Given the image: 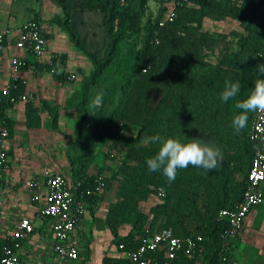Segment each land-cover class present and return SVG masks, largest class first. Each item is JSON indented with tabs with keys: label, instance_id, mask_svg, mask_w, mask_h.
<instances>
[{
	"label": "trees",
	"instance_id": "obj_1",
	"mask_svg": "<svg viewBox=\"0 0 264 264\" xmlns=\"http://www.w3.org/2000/svg\"><path fill=\"white\" fill-rule=\"evenodd\" d=\"M51 1L60 13L46 22L64 30L92 66L78 91L66 98L64 112L75 120L71 145L81 149L70 157L71 179L86 178L83 188L95 176L104 180L102 192L86 198V213L93 219L97 203L105 206L108 247L114 248L115 254L105 253L101 264H128L117 255L118 246L136 248L163 229L178 237L200 235L199 256L204 264H215L230 228L218 213L241 201L255 147L249 138L255 112L249 114L247 126L240 132L232 127V119L240 111L235 108L236 100L251 93L260 78L257 65L264 64V0H158L154 16L147 14L149 0ZM170 9L174 18L166 21ZM76 11L102 15L107 38L102 57L86 50L72 29ZM33 19L41 25L39 15ZM43 34L47 40L53 36L44 29ZM14 42L11 39L5 44ZM23 60L19 70L31 64L27 58ZM66 66L67 55L54 53L36 68L49 72L56 82L69 83ZM116 78L117 103L101 120ZM228 79L239 80L241 91L236 100L223 103L220 93ZM101 89L105 91L104 104L91 120L88 104ZM9 92L12 96L23 94L24 81H10ZM13 104L0 88V130L7 129L9 136L12 125L6 112ZM39 113L27 103V127L40 126ZM51 120H57V112ZM123 126L135 128V133L123 134ZM155 135L215 144L223 159L211 171L192 165L178 169L175 181L169 183L162 170L150 172L146 165V159L160 147L151 142ZM107 142L121 150L122 157L108 174L103 167L88 173L92 150ZM259 146L264 149V142ZM159 189L162 198L156 197ZM9 243L10 236L0 238V248Z\"/></svg>",
	"mask_w": 264,
	"mask_h": 264
},
{
	"label": "crops",
	"instance_id": "obj_2",
	"mask_svg": "<svg viewBox=\"0 0 264 264\" xmlns=\"http://www.w3.org/2000/svg\"><path fill=\"white\" fill-rule=\"evenodd\" d=\"M49 1V4H53L57 9L55 13L58 14L59 9L51 0ZM52 35V38L48 40L47 51L41 56L24 53L10 46L0 57V88L9 86L12 80L21 79L25 83L24 93L29 95L28 101H17L6 112L12 125V132L5 141V148L8 158L10 155L13 156V162L7 160L0 176V207L3 206L2 211H4L9 207V202L13 204L7 218L12 227L9 228L10 230H0V238L11 236L18 221L27 217L34 224V231L22 240L20 256L26 264H101L105 253L115 254L114 248L108 247L110 239L108 230L105 231L107 229L104 228L105 224L104 226L101 224L105 206L97 203L94 219L90 214H85L76 228L72 240L78 248L80 260L71 262L57 259L53 253V236L48 220L39 213L43 199L34 201L30 188V182L39 179L43 172L36 170V167L32 165H28L27 168L23 167V162L19 159H22L24 155H19L15 149L16 146L22 144V139H73L75 137V120L64 112L65 100L71 93L65 91V87L69 85L56 82L49 72L36 68L46 62L54 53H63L50 48L49 42L54 39L53 31ZM14 55L27 58V61L31 63L29 68L25 70L13 68L11 59ZM29 78L32 80L29 81ZM27 103H32L40 112L41 124L37 128L26 126ZM59 107L61 113H57V120L52 123L51 117L55 115V109ZM65 126L69 127V131L64 129ZM88 173L92 174L95 171L88 170ZM6 204L7 206H5ZM102 209L103 213H101ZM97 217H100L101 220ZM85 232L88 233V239H84ZM101 236L108 239V244L105 242V246H103L104 241ZM90 241L93 242L90 243ZM227 242L228 260L226 264H264V201L261 205L250 210L242 228L231 234ZM93 256H97L98 259L92 258Z\"/></svg>",
	"mask_w": 264,
	"mask_h": 264
},
{
	"label": "built area",
	"instance_id": "obj_3",
	"mask_svg": "<svg viewBox=\"0 0 264 264\" xmlns=\"http://www.w3.org/2000/svg\"><path fill=\"white\" fill-rule=\"evenodd\" d=\"M174 11L170 9L164 19L171 21ZM10 29L0 32V57L10 46L24 53L41 56L46 50L48 40L43 34V28L32 19L23 23L17 38L12 45H6L5 41L13 38ZM24 57L14 55L11 59L13 68L25 64ZM71 79V76H69ZM2 95L10 102L28 101L27 93L12 96L9 86H4ZM9 137L7 129L0 130V176L7 162V150L5 141ZM249 138L255 147L247 174L246 187L238 205L234 208H223L218 216L229 223V230L221 244L218 260L215 264L227 263L228 237L242 228L244 220L250 210L259 206L264 201V149L259 143L264 142V112H255L249 130ZM83 179H69L61 172L45 170L39 179L30 182L32 199H43L39 207V213L48 220L49 229L53 236V253L61 261L78 262L79 251L72 240L77 226L86 213L87 197L100 194L104 187L103 176H95L89 185L84 186ZM164 193L158 190L156 197H163ZM34 224L27 217L21 218L15 230L10 236V243L0 248V264H26L20 256L22 240L33 233ZM202 237L186 236L178 237L172 230L163 229L152 234L136 248L125 249L123 244L118 246L117 255L128 261V264H204L199 256V243Z\"/></svg>",
	"mask_w": 264,
	"mask_h": 264
},
{
	"label": "rangeland",
	"instance_id": "obj_4",
	"mask_svg": "<svg viewBox=\"0 0 264 264\" xmlns=\"http://www.w3.org/2000/svg\"><path fill=\"white\" fill-rule=\"evenodd\" d=\"M49 0H0V32L5 29H10L13 34L10 35L11 38H17V32L20 26L27 20L35 18V15H39L40 24L45 32L54 33V39L49 42L50 48L54 50H59L65 53L68 57V63L66 70L71 76V81L68 87H65V91L77 92L83 77L89 75L92 70V66L88 58L80 52L74 43L68 39L67 33L60 29L58 26L51 27L46 21L52 19L54 16L58 15L55 12L57 9L53 4H49ZM149 7L147 8V14L154 16L158 8V0H149ZM14 15H8V14ZM73 21L71 23L72 29L75 34L81 39L84 48L90 52L96 53L99 57H102L107 45V38L104 33V28L102 26V15L95 12H81L76 11L73 14ZM145 19L143 22H145ZM221 26H218V28ZM48 46V43H47ZM47 51H44V53ZM43 53V54H44ZM42 54V55H43ZM47 77L49 75L45 73ZM32 80L31 78L28 79ZM106 85H110L108 80L104 82ZM119 83V78L113 80V84L110 87L111 93L109 98L105 101V105L102 108V118L105 119L109 112L114 109L118 93L116 92V86ZM70 93V94H71ZM60 106V105H59ZM58 110V111H57ZM92 111L91 120H94L97 116L96 111ZM61 113V108H57L55 113ZM69 127L65 126V130L69 131ZM121 132L123 134L132 135L135 133V128L130 126L121 127ZM74 139V138H73ZM22 144L18 147L16 146V152L19 155H24L21 160L22 166L26 167L32 165L36 167L39 171H55L62 172L71 179V169H70V157H74L81 152L80 146H72V139H22ZM93 159L89 163V171H97L100 167L105 168V174H108L110 169H114L116 163L122 157L123 152L121 150L114 149L109 142H107L102 147H96L92 150ZM12 163L13 156H9L7 153V160ZM31 167V168H35ZM4 211H2L3 206L0 207V230H10L11 223L8 222L7 218L10 214L13 204L8 203ZM3 205V204H2ZM7 206V204L5 205ZM104 210H101L103 213ZM87 214V213H85ZM89 217V215H87ZM101 224L104 226V216L100 219ZM10 228V229H9ZM106 229V226L104 227ZM107 231V229L105 230ZM104 241L103 246L106 245L108 239L106 240L104 236H101ZM84 239H88V233L85 232ZM93 241H90V243ZM106 242V243H105ZM89 243V241H88ZM101 243V242H100ZM94 244V243H93ZM108 244V243H107ZM102 246V245H101ZM98 259V257H92Z\"/></svg>",
	"mask_w": 264,
	"mask_h": 264
},
{
	"label": "clouds",
	"instance_id": "obj_5",
	"mask_svg": "<svg viewBox=\"0 0 264 264\" xmlns=\"http://www.w3.org/2000/svg\"><path fill=\"white\" fill-rule=\"evenodd\" d=\"M257 73L254 88L244 100H236L241 91L239 80L233 82L225 80L224 88L220 93V100L228 103L236 100L235 108L240 110L232 119V127L236 132L243 130L248 123L249 114L264 112V64L257 65ZM105 100V91H97L90 99L88 108L97 110L101 108ZM151 142L158 143L160 147L155 155L146 159V165L150 172L162 170L169 183L175 181L178 169H186L189 165L202 168L207 171L214 170L223 159V153L215 144L203 142L200 139H192L183 142L178 137H162L155 135Z\"/></svg>",
	"mask_w": 264,
	"mask_h": 264
}]
</instances>
